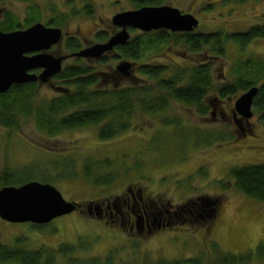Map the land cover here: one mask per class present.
Masks as SVG:
<instances>
[{
	"label": "rangeland",
	"instance_id": "rangeland-1",
	"mask_svg": "<svg viewBox=\"0 0 264 264\" xmlns=\"http://www.w3.org/2000/svg\"><path fill=\"white\" fill-rule=\"evenodd\" d=\"M162 5L191 14L198 21L195 33L221 30L219 32L223 35L234 34L253 25L264 24V0H165ZM31 6L41 11L40 21L36 24L46 27H49L50 20L56 18L52 14L65 13L69 21L61 23L64 36L76 35L81 43L90 44L99 43L95 38L99 32L114 34L112 18L116 13L134 9L129 0L0 1V20L3 13L10 12L20 22L21 27L9 32L29 27L25 20ZM85 6L92 8L93 13H81L80 9ZM137 33L140 32L132 31L131 36ZM66 37L60 46H55V54L66 55ZM224 47L226 53L222 57L213 56L208 48L192 53L186 47L170 42L162 45L160 53L149 57L153 63L176 67L211 62L215 86L233 79L231 72L237 60L245 62L251 57L264 60V39L252 42L245 49L225 40ZM121 60H110L106 64L84 60L79 63L89 66L97 74L114 73ZM75 63V58H70L62 66ZM57 85L52 79L41 85L38 100L53 97ZM239 96L220 99L210 94L207 103L211 101L212 106L206 116L171 101L166 114H136L132 130L108 141L100 140L98 127L92 126L48 138L37 131L32 118L20 117L18 129L0 128V173L6 169L20 171L29 168L26 176L30 174L38 182L48 181L66 201L79 204L84 209L89 203L121 197L129 186L152 194L157 201L169 200L174 205L209 197L215 205L206 209L216 206L218 217L211 216V226L207 231L202 224L195 223L185 230H169V233L154 236L144 243H131L123 232L104 226V221L94 220L84 210L83 214L70 213L48 224L37 225L40 227L0 219V242L27 251L55 250L54 264L87 262L112 252L118 255L113 264H152L192 257H198L200 264H216L222 254H256L260 244L264 247V204L237 191L230 175L235 168L264 163V126L256 113L246 126L245 136L242 134L232 118ZM215 109L218 115L213 120L210 114ZM221 110L224 120L219 115ZM162 116L164 121L160 119ZM166 121L180 124L177 129L165 127L162 122ZM220 134L221 139L225 137L227 140L230 136L231 139L223 143L216 141L212 146L204 145ZM181 136L187 137L186 140H180ZM172 142L173 151L167 156L161 154L166 145L168 151L171 150ZM85 159L111 160L112 167L102 173L116 176L114 181L98 186L84 180L81 173ZM62 246L68 247L70 253H57ZM249 264H264V250L262 257L254 258Z\"/></svg>",
	"mask_w": 264,
	"mask_h": 264
},
{
	"label": "trees",
	"instance_id": "trees-1",
	"mask_svg": "<svg viewBox=\"0 0 264 264\" xmlns=\"http://www.w3.org/2000/svg\"><path fill=\"white\" fill-rule=\"evenodd\" d=\"M16 1L27 3L34 0ZM163 1L165 0H131L136 8L143 5H160ZM83 12L84 15H90L93 10L86 6ZM40 14V8L31 6L26 23L31 26L40 21ZM67 17L57 16L49 21V26L62 27L61 23L69 21ZM19 27H21L20 22L14 15L10 12L3 13L0 31L9 32ZM219 31L221 30L208 34H192L168 33L161 30L131 37L124 46H118L111 52L113 61L122 58V61L135 63V71L130 78L124 79L117 74L109 73L99 75L89 66L80 64L81 60H77L75 64L63 67L61 73L53 79L58 83L53 97L38 100L37 94L43 85L40 83L13 86L7 93L0 94V128L18 129L20 117L32 118L37 131L48 138L56 137L66 131L92 126L98 127L97 136L100 140L108 141L132 130L136 114L148 116L166 114L173 101L193 108L201 116H206L209 112L207 99L210 94L225 99L237 94L241 95L252 87L258 88L252 111L259 115L260 122L264 126V60L253 57L245 62L237 60L231 72L233 79L215 86L211 62L176 67L153 63L149 57L160 53L162 45L170 42L186 47L192 53H200L204 48H208L213 56L223 57L226 53L225 40H231L245 49L251 42L264 39V24L253 25L245 32L234 34L223 35ZM111 35L108 32H99L95 38L99 42H106ZM80 49V43L76 39L67 38L65 42L67 53L77 52ZM160 119L164 121L163 116ZM179 124L162 122L163 126H172L176 129ZM221 137L220 134V137L217 136L204 145L212 146L216 141L223 143L231 139V136L227 140ZM111 167L112 161L109 159H85L81 175L93 185H109L116 176L102 171ZM28 171L29 168L20 171L4 170L0 173V189L36 181L30 174L26 176ZM74 175L78 177L77 173ZM26 177L28 179L22 181ZM230 180L237 191L264 204V163L235 168L232 170ZM42 181L41 183H48ZM263 250L264 247L260 244L256 254H222L216 264H249L254 258L262 257ZM57 253L66 255L70 250L61 247ZM55 255L56 251L52 249L27 251L0 242V264H54ZM157 264H200V260L188 259L176 263Z\"/></svg>",
	"mask_w": 264,
	"mask_h": 264
},
{
	"label": "water",
	"instance_id": "water-1",
	"mask_svg": "<svg viewBox=\"0 0 264 264\" xmlns=\"http://www.w3.org/2000/svg\"><path fill=\"white\" fill-rule=\"evenodd\" d=\"M112 24L121 29L105 43L87 47L76 53L75 57L99 59L113 52L116 47L129 41V28L142 32L164 29L174 33H191L198 27V21L193 16L182 14L171 6L142 7L119 13L112 18ZM62 38L61 29L46 27L41 23H35L25 30L0 31V94L7 93L16 85L45 84L60 74L66 57L47 52L61 43ZM133 68L131 62L122 61L116 70L129 78ZM36 69L42 72L39 75L32 73ZM257 94L258 88L252 87L237 99L234 107L236 125L253 118V103ZM76 207L75 203L66 201L48 183L31 181L0 189V219L9 223L44 225L72 213Z\"/></svg>",
	"mask_w": 264,
	"mask_h": 264
},
{
	"label": "flooded vegetation",
	"instance_id": "flooded-vegetation-1",
	"mask_svg": "<svg viewBox=\"0 0 264 264\" xmlns=\"http://www.w3.org/2000/svg\"><path fill=\"white\" fill-rule=\"evenodd\" d=\"M139 1H145V0H139ZM129 2L134 9L126 10V11L137 10V9L142 8V7L165 6V5H162V3L164 2L163 1L160 5H143L139 8H136L132 4L131 0H129ZM82 11H83V9L81 8L80 12L82 13ZM126 11L118 12L116 14L123 13ZM64 14L65 13L52 14V16L55 15L54 17H57V16H61ZM182 14H189V13H182ZM189 15H191V14H189ZM62 27H64V25ZM112 29H113V31H115L114 33H117L120 30L118 27H115L114 25H113ZM162 30H164V29H162ZM62 31H64V30L62 29ZM159 31H161V30H159ZM164 31H166L168 33L171 32L168 30H164ZM134 32H136V31H134ZM191 33L195 34V32H191ZM231 34H233V33H231ZM65 35H67V34H65ZM67 38H74L80 43L81 49L79 51L96 44V43L90 44L88 42L87 43H84V42L81 43V41H79V39L77 38L76 35L68 36V37H66V39ZM99 43H101V42H99ZM58 45L60 46L61 43H59ZM58 45H56V46H58ZM82 45H84V46L82 47ZM64 48H65V44H64ZM54 49H55V46H53L50 49L51 51H48L47 53L53 54L55 56H65L66 59L63 61V63L70 58H75V62H76V60H81V61L84 60V61H88V62L94 61L96 63L100 62L101 64H106L107 62H109L111 60V56H113L112 53H108L106 55H103L99 59L78 58V57H75V54L78 53L79 51L72 52V53L66 52V55H59V54L57 55L53 51ZM57 51H58V48H57ZM104 56H106V57H104ZM105 61H106V63H105ZM63 63H62V65H63ZM62 69H63V66H62ZM41 72H42L41 69H36V70L32 71V73L37 74V75H39ZM101 74H105V73H99V75H101ZM109 74H114V75L117 74L120 78H125L117 70L114 71V73H109ZM129 77H132V73ZM211 106H212V102L210 101V102H208L209 109ZM217 112H218L217 109H215L214 112H212L210 114V116L213 118V120H216L217 115H218ZM219 115H220L222 120L225 119V116H224V113L222 110L219 111ZM234 116H235L234 110H232L233 123L236 125V123L234 122V118H235ZM238 117L239 116H237V118ZM250 120H244V121H242L243 123H241L240 125L237 124V125H239L238 126L239 130L242 132V134L244 136H245V132H246V126L250 123ZM168 149L169 148L167 145L164 146L163 150L160 151L161 154L164 153V155L167 156L166 154H168V152L173 151V148H171L170 151H168ZM176 151L177 150H175V152ZM202 171H203V169H202ZM159 181H160V179H159ZM75 205L77 207L71 214L76 213V212L83 214V212H85L84 210H86V212L89 215H91L94 220H98L101 222L104 221L103 222L104 226L109 227L111 229L114 228V230L123 232L125 234V236L131 241V243H134V242L138 243L139 241H142L144 243L145 240L151 239L154 236L156 237L162 233H169V230H171V231H173L175 229L185 230V228L187 226L194 225L195 223L202 224L203 228H205L207 231V228H209L211 226V221H210L211 216L214 218L218 217V208L216 206L210 210L206 209V207H208L210 205H215L214 202L210 201L209 197H205V196L201 197V198L198 197L197 199H190L187 202H183L182 204L174 205L169 200L157 201L156 198L152 194L145 193L142 189H140V188L135 189L131 186L128 187L127 192L124 195H122L121 197H119L117 199L101 200V201L96 202L94 204L89 203V205L87 204L86 209H84V207L79 205V204L75 203ZM56 219H59V218H56ZM56 219H54V220H56ZM62 247H64V246H62ZM66 249H69V248L66 247ZM115 254H116L115 252H112L103 258L102 257L95 258V259H91L90 261H87V262H81V263H76V264H113L112 261H114V259H116V257L118 256ZM139 257H140V259H142L141 255ZM189 259H194V257L189 258ZM195 259H197V258H195ZM185 260H188V259H186V258L181 259V261H185ZM197 260H199V259H197ZM179 261L180 260L177 259V260L171 261V262L176 263ZM161 262H167V261L161 260V261H157V262L152 263V264H157V263H161Z\"/></svg>",
	"mask_w": 264,
	"mask_h": 264
},
{
	"label": "clouds",
	"instance_id": "clouds-1",
	"mask_svg": "<svg viewBox=\"0 0 264 264\" xmlns=\"http://www.w3.org/2000/svg\"><path fill=\"white\" fill-rule=\"evenodd\" d=\"M165 6H167V5H165ZM34 24H35V23H34ZM32 25H33V24H32ZM32 25H31V26H32ZM29 27H30V26H29ZM49 27L59 28V29L62 28V27H58V26H54V25H53V26H49ZM118 28H119V27H118ZM119 29H121V28H119ZM61 30H62V29H61ZM161 30H162V29H161ZM128 31H129V33H130V38L132 37V36H131V31H138V32H140V33H137V34H139V35H140V34H144V33H150V32H142V31H140V30H137V29H131V28H129ZM157 31H159V30H153V32H157ZM151 32H152V31H151ZM62 33H63V38H62L61 43L63 42V39H64V37H65L63 31H62ZM170 33H174V32H170ZM114 34H115V33H114ZM195 34H198V33H195ZM202 34H204V33H202ZM207 34H208V33H207ZM112 35H113V34H112ZM112 35H111V36H112ZM111 36H110V37H111ZM107 41H108V40H107ZM101 43H105V42H101ZM96 44H98V43H96ZM115 49H116V48H115ZM121 62H122V61H121ZM145 63H146V62H145ZM132 64L134 65V68H133V69H135V64H134V63H132ZM134 71H135V70H133V72H132V76H133V74H134ZM129 78H130V77H129ZM124 79H126V78H124ZM36 83H38V82H36ZM253 117H254V116H253ZM37 182H38V181H37ZM40 183H41V182H40ZM48 184H49V183H48ZM57 190H58V189H57Z\"/></svg>",
	"mask_w": 264,
	"mask_h": 264
},
{
	"label": "bare ground",
	"instance_id": "bare-ground-1",
	"mask_svg": "<svg viewBox=\"0 0 264 264\" xmlns=\"http://www.w3.org/2000/svg\"><path fill=\"white\" fill-rule=\"evenodd\" d=\"M123 46H124V45H123ZM105 55H106V54H105ZM200 64H201V63H200ZM244 93H245V92H244ZM242 94H243V93H242ZM242 94H241V95H242ZM241 95H240V96H241ZM240 96H239V97H240ZM207 104H208V103H207ZM186 138H187V137H186ZM183 139L186 140L185 138H183V137L181 136L180 140H183ZM178 141H179V139H178ZM173 142H174V141H173ZM173 142H172V146H171L172 148L174 147ZM179 147H180V145H179Z\"/></svg>",
	"mask_w": 264,
	"mask_h": 264
}]
</instances>
